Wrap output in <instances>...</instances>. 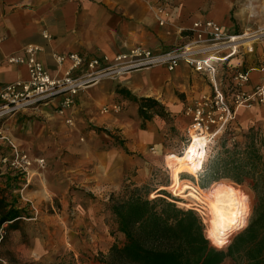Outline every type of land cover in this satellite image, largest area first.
Listing matches in <instances>:
<instances>
[{"label":"crops","instance_id":"1","mask_svg":"<svg viewBox=\"0 0 264 264\" xmlns=\"http://www.w3.org/2000/svg\"><path fill=\"white\" fill-rule=\"evenodd\" d=\"M161 4L170 12L166 25L159 23V4L149 0H0V85L28 79L26 66L8 61L12 55L22 54L28 45L40 47V60L51 73L56 74L63 73L68 64L59 67L54 60L55 54L78 52L88 58L113 59L140 45L159 52L181 43L188 33L187 29L199 20L213 19L236 33L264 27V0H161ZM44 33L49 34V38H45ZM256 52L257 60L254 62V56L247 57L245 68L252 64L251 61L259 65L264 62V43L258 45ZM251 75L253 83H256L261 73L253 71ZM119 84L136 94L147 92L144 97H152L166 104L171 118L170 125L184 131L190 124L189 118L184 114L185 108L210 90L207 79L185 64H181L175 71H169L166 67H150L131 71L117 78L104 79L98 85L82 91L75 109L68 111L65 116L57 113L55 104H49L11 117L18 119L27 113L45 119L55 117L67 126V118L72 117L75 123L76 118L79 120V115H82L86 124L91 121L96 129L103 128L104 134H120L126 141L124 147L110 148L100 144L95 150L90 145L80 148L82 153H86L88 149L94 151L89 160L97 169L104 168L103 173L105 172L100 183L86 180L82 183L91 185L92 188L101 184L107 191H116L122 188L125 178L132 175L130 172L138 167L132 181L140 185L148 180L155 159H160L172 146V134L168 133L167 122L158 116L147 121L146 127L141 125L142 127L136 128L132 124L139 121L138 117L131 118V121L128 117L110 120L95 112V106L101 100L114 101L118 98L116 86ZM178 89L185 92V100L176 95L175 91ZM133 110L135 114L138 113L139 105L136 104ZM129 124L132 125L131 129ZM235 124L237 127L230 138L234 141L232 145L246 148L252 144L262 156L264 165V107L256 105L239 109L231 126L232 131ZM63 126L58 125L61 130ZM95 131L92 128V132L96 133ZM229 134L230 132L220 136L217 143L224 141ZM254 134L259 138L255 139ZM150 145L155 146L159 156L148 152ZM143 153L148 154L144 157ZM207 165L206 172L199 174L198 178L185 173V179L199 184L201 178L209 173V164ZM222 179L230 178L212 176L204 182L205 187ZM252 179L254 177L245 179L242 183H250ZM79 200L77 205L82 207V201ZM85 214L92 219L99 215L92 204ZM97 218L100 220L98 224L96 221L91 223L101 226L102 219L100 216ZM116 230L117 238L124 243L125 235L119 231L117 223Z\"/></svg>","mask_w":264,"mask_h":264},{"label":"rangeland","instance_id":"2","mask_svg":"<svg viewBox=\"0 0 264 264\" xmlns=\"http://www.w3.org/2000/svg\"><path fill=\"white\" fill-rule=\"evenodd\" d=\"M192 85L193 82H191ZM116 89L119 94L118 98L114 101L101 100L96 104L94 111L101 113L104 119L110 120L121 117H128L130 120L138 117L139 121L133 122L132 125L135 124V127L139 128L145 123L143 127H146L147 121L139 116V111L135 114L133 107L138 104L134 97L143 98L147 92L136 94L120 84L116 86ZM122 90L125 93H122ZM175 92L177 96L186 99V94L183 95L185 92L179 89ZM114 103L121 105L119 111L103 112L105 107H112ZM161 104L164 108H159L161 112L158 117L167 122L168 133L172 134V146L162 154L160 159H155L150 176L145 183L140 185L133 183L132 177L137 174V167L134 172H130L132 175L125 178L122 188L116 191H107L101 184L97 188H92L91 185L82 183L84 180L100 183L105 172L103 173L104 168L103 170L97 169L95 164L89 160L94 151L88 149L86 153H82L80 148L90 145L95 150L100 144L110 148L112 146L124 147L126 141L120 134L118 136L111 135L109 132L104 134L105 130L96 129L97 127L91 121L89 125L86 124L82 115H79V120L76 118L72 126L68 124L66 126L55 117L38 118L39 116L29 113L18 119L10 116L1 120L0 130L32 158L43 157L46 160V167L38 169L34 164L33 167L25 170L13 166L11 147L4 143L0 144V199L9 204V207L14 205L21 209L19 220L8 221L0 227V264H109L111 248L123 243L122 239L117 238L116 223L118 222L111 209L113 199L129 197L135 187H139L142 194L149 199L162 198L181 209L193 210L200 217L204 234L210 244L218 249L227 248L217 247L209 237V213L207 209H204L205 214H203L198 208L199 205L206 208L199 199L206 197L204 191H201L197 198H192L183 197L182 194L186 193L181 192L180 189L179 191L175 188L160 189L163 186L173 187L167 155L170 153L183 154L189 144L187 129L184 131L171 126L167 106L162 102ZM77 111L78 114L79 109ZM80 114H82L81 109ZM58 125H64L63 130ZM132 125L129 124V129ZM233 127V131L226 135L225 140L214 146L211 153L212 156L214 155L213 170L201 178V184L212 176H217V160L225 157L226 148H234L232 145L234 141L230 138L233 137L237 125ZM92 128H95L96 133L92 132ZM254 138L259 137L254 134ZM151 147L153 146L150 145L149 150L147 149L149 153L152 152ZM143 154L145 157L148 153ZM153 154L156 157L159 156L158 151ZM5 158H7L6 161ZM80 168L83 169L80 170ZM79 171L82 173L79 174ZM181 177L187 178L185 173H182ZM255 179L257 178L252 179L250 183L222 179L224 182L241 187L251 197L247 225L233 233L230 243L249 225L256 215L260 197H264V190L253 187ZM201 184L192 183L195 188H200L199 191L209 188L202 187ZM190 191L192 190H187V193ZM156 193L159 195L153 197L152 195ZM79 199L82 201V207L77 205ZM91 204L102 219L101 226L91 223L92 221L99 223L97 215L96 219H92L85 214ZM12 222L14 224H11ZM221 264H234V260L230 257Z\"/></svg>","mask_w":264,"mask_h":264},{"label":"built area","instance_id":"3","mask_svg":"<svg viewBox=\"0 0 264 264\" xmlns=\"http://www.w3.org/2000/svg\"><path fill=\"white\" fill-rule=\"evenodd\" d=\"M149 1L159 4V23L166 25L170 12L161 4V0ZM187 31L181 43L159 52L140 45L113 59L88 58L78 52L55 54L54 60L59 67L68 64L63 73L56 74L51 73L40 60V47L28 45L22 54L8 58L10 63L26 66L29 77L27 80L0 85V120L49 104H55L57 113L65 116L68 111L75 109L82 91L104 79L117 78L131 71L150 67H166L169 71H175L181 64H185L207 79L210 86L209 91L187 105L184 110L185 116L190 120L187 129L188 143L195 136L208 139V157L204 167L199 170L200 173L209 162L219 137L232 132L231 126L238 110L256 105L264 107V62L259 65L251 61L248 68L244 66L249 56L255 57L254 62L257 60L256 49L264 43V27L236 33L213 19H205L195 22ZM44 37L49 38V34L44 33ZM253 71L261 73L256 83L252 81ZM120 109L121 105L114 103L112 107H105L103 112ZM66 123L74 125L73 118H67ZM2 143L13 151V166L25 170L34 164L38 169L46 167L43 157L32 158L0 130V144ZM151 151L157 153L155 147H151ZM171 188L178 190V187ZM199 189H192L197 196L202 191ZM198 208L205 214L206 208L200 205ZM248 218L249 214L244 227ZM232 235L226 237L228 243L224 247L228 246Z\"/></svg>","mask_w":264,"mask_h":264},{"label":"trees","instance_id":"4","mask_svg":"<svg viewBox=\"0 0 264 264\" xmlns=\"http://www.w3.org/2000/svg\"><path fill=\"white\" fill-rule=\"evenodd\" d=\"M134 98L139 116L145 121L160 115L159 108H164L155 98ZM224 153L225 157L217 160V177L238 183L256 177L253 187L264 190L262 156L252 144L226 148ZM207 166L199 174L206 172ZM213 167L211 162L208 171L212 172ZM7 207L9 204L0 199V227L21 216V209L12 205L6 211ZM111 209L125 241L111 248L109 264H221L227 257L234 264H264V197H260L249 225L225 249L210 244L193 210L181 209L162 198L149 199L139 187L132 189L129 197L113 199Z\"/></svg>","mask_w":264,"mask_h":264},{"label":"bare ground","instance_id":"5","mask_svg":"<svg viewBox=\"0 0 264 264\" xmlns=\"http://www.w3.org/2000/svg\"><path fill=\"white\" fill-rule=\"evenodd\" d=\"M207 143V138L195 136L193 141L188 144L183 154L170 153L167 155V164L171 168L172 185L176 188L178 187L181 192L186 193L182 194L183 197H198L192 190L194 188L192 185L193 182H191V180L182 178L181 174L188 173L192 177L198 178V173L201 169L199 165L201 163L204 164L208 157V151L206 150ZM189 148H191V150H189ZM201 151L205 153L203 158H201L199 155ZM171 187L163 186L160 189H170ZM187 190L192 191L187 193ZM202 191H204L206 197L199 199L203 204H205L207 212L209 213V237L211 238L212 242L213 239L210 236V233L213 231H215L217 234H219L221 231H224L225 236L227 237L228 235H232V233L237 231V229H240L236 228L234 224L230 223L232 220H235L236 223H239L240 220L243 219L244 224L246 223V218L250 209L251 197L241 187L221 180L217 181L207 189H202ZM240 194L248 197V201L246 202V216H243L241 213L239 203ZM158 195L159 193H156L152 196L156 197ZM180 203L183 204L182 202ZM185 205L189 206V204ZM233 213H236V215H233Z\"/></svg>","mask_w":264,"mask_h":264},{"label":"snow or ice","instance_id":"6","mask_svg":"<svg viewBox=\"0 0 264 264\" xmlns=\"http://www.w3.org/2000/svg\"><path fill=\"white\" fill-rule=\"evenodd\" d=\"M189 150H191V148H189ZM200 157L203 158L205 156V153L203 151H201L199 153ZM210 163L209 162V167H210ZM199 167L203 168L204 164L201 163L199 165ZM248 201V197L240 194V208H241V213L243 216L247 215V207H246V202ZM233 215H236V213H233ZM231 224H234L236 226V228H241L244 225V220L241 219L239 223H236L235 220H232L230 222ZM210 236L213 239V243L216 244L217 247H223L225 245V241L227 240L226 236H225V232L221 231L219 232V234H217L215 231H213L212 233H210ZM223 237V238H222Z\"/></svg>","mask_w":264,"mask_h":264},{"label":"clouds","instance_id":"7","mask_svg":"<svg viewBox=\"0 0 264 264\" xmlns=\"http://www.w3.org/2000/svg\"><path fill=\"white\" fill-rule=\"evenodd\" d=\"M242 227H244V225H243ZM242 227H241V228H242ZM227 243H228V241L226 240V241H225V244H227Z\"/></svg>","mask_w":264,"mask_h":264}]
</instances>
